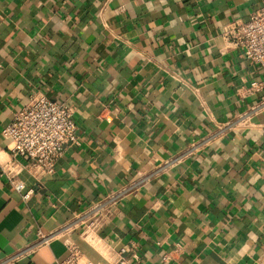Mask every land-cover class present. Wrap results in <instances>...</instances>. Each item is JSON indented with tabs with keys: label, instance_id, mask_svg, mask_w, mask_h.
<instances>
[{
	"label": "crops",
	"instance_id": "0c3cea01",
	"mask_svg": "<svg viewBox=\"0 0 264 264\" xmlns=\"http://www.w3.org/2000/svg\"><path fill=\"white\" fill-rule=\"evenodd\" d=\"M261 1L0 0V161L34 92L76 124L51 175L18 174L28 198L0 176V263L57 264L77 219L114 198L98 231L114 254L264 264L262 76L220 37Z\"/></svg>",
	"mask_w": 264,
	"mask_h": 264
},
{
	"label": "built area",
	"instance_id": "2783aa9c",
	"mask_svg": "<svg viewBox=\"0 0 264 264\" xmlns=\"http://www.w3.org/2000/svg\"><path fill=\"white\" fill-rule=\"evenodd\" d=\"M220 37L233 48L240 49L245 59L259 67L262 79L255 83L253 89L264 88V0L247 21L223 31ZM75 132L76 124L69 105L51 100L40 92L32 93L29 101L1 129V135L8 141L10 159L4 163L0 161V176L5 177L15 191L22 193L24 186L18 179L20 171L27 169L37 179L51 175L64 148L75 142ZM32 192L33 189L29 188L22 193V198H28ZM115 203L114 198L98 203L77 219L83 230L77 241H66L67 253L57 264L139 262V257L134 252L126 254L124 249H120L114 254L111 245L98 232L114 213ZM59 232L62 231L50 234L38 232L35 246L48 244ZM84 249L97 260L94 262L87 259Z\"/></svg>",
	"mask_w": 264,
	"mask_h": 264
}]
</instances>
